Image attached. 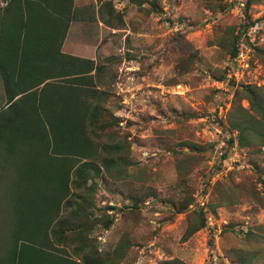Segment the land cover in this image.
<instances>
[{
  "label": "rangeland",
  "instance_id": "374dc122",
  "mask_svg": "<svg viewBox=\"0 0 264 264\" xmlns=\"http://www.w3.org/2000/svg\"><path fill=\"white\" fill-rule=\"evenodd\" d=\"M245 2L74 0L81 23L69 40L95 51L109 142L129 146L128 177H100L94 196L90 238L101 255L124 245L119 264H209L212 254L264 264V147L240 148L227 122L237 87L264 93V1ZM232 35L250 61L226 83ZM201 217L204 228L185 238Z\"/></svg>",
  "mask_w": 264,
  "mask_h": 264
},
{
  "label": "trees",
  "instance_id": "16d2710c",
  "mask_svg": "<svg viewBox=\"0 0 264 264\" xmlns=\"http://www.w3.org/2000/svg\"><path fill=\"white\" fill-rule=\"evenodd\" d=\"M144 1L129 0L136 6ZM262 1L246 0L245 7ZM103 10L101 21L111 25ZM78 15L74 0H0L6 95L0 107V177L7 166L15 172L0 198V264H119L122 259L124 245L101 255L90 238L99 178L128 177L129 161L122 153L129 146L109 142L108 95L96 85L101 67L60 52ZM238 41L232 35L231 59ZM227 122L240 148L264 147V93L253 85L237 87ZM113 221L107 217L105 229ZM204 226L201 217L188 226L185 238Z\"/></svg>",
  "mask_w": 264,
  "mask_h": 264
},
{
  "label": "crops",
  "instance_id": "0c3cea01",
  "mask_svg": "<svg viewBox=\"0 0 264 264\" xmlns=\"http://www.w3.org/2000/svg\"><path fill=\"white\" fill-rule=\"evenodd\" d=\"M78 23H81V21L76 19V21H74L70 24V27H69L68 32H67V36L65 37L64 41L61 43L60 52L63 54H66V55L73 56V57L91 60V61H94V63H96L95 51L91 54L89 51L86 53V51L84 50L85 46H88V44L83 37L82 38H76V40H74V41L69 40L70 31L75 26V24H78ZM58 73H61V72L58 70ZM47 82L48 81H45L38 88H41ZM19 97H20V95L15 97V99L13 101L17 100ZM5 102H6V95H5V90L3 87V80H2V77L0 74V107L4 106ZM1 174L2 175L0 177L1 178V180H0V193L5 194L4 192L6 189V185L8 183L14 181V178H15L14 168L7 166V167H5L4 171H1ZM1 197H2V195H1Z\"/></svg>",
  "mask_w": 264,
  "mask_h": 264
},
{
  "label": "built area",
  "instance_id": "2783aa9c",
  "mask_svg": "<svg viewBox=\"0 0 264 264\" xmlns=\"http://www.w3.org/2000/svg\"><path fill=\"white\" fill-rule=\"evenodd\" d=\"M257 29H258V24L255 23V25H253L250 28V32L251 33L256 32ZM249 61H250V57L248 56V52L246 51V49L244 51L243 48L241 47L238 50L236 57L233 59L236 70H232L228 72V75L226 76L227 77L226 83H228L230 80H233L234 78H237L238 75H240V77L242 78L244 72L249 69ZM219 85L223 86L224 83L220 82ZM183 89L184 88L182 86L177 85L174 93H176V95H180V93L183 94L184 93ZM225 260H226L225 258L220 259L215 254H212L209 257V264H228V262Z\"/></svg>",
  "mask_w": 264,
  "mask_h": 264
}]
</instances>
